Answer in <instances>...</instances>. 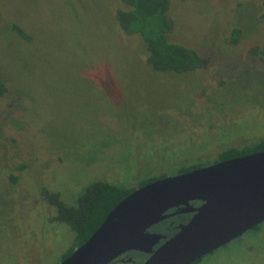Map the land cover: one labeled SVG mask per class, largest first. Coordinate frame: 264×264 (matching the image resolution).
Instances as JSON below:
<instances>
[{
    "label": "rangeland",
    "instance_id": "rangeland-1",
    "mask_svg": "<svg viewBox=\"0 0 264 264\" xmlns=\"http://www.w3.org/2000/svg\"><path fill=\"white\" fill-rule=\"evenodd\" d=\"M120 7L0 0V264L69 252L45 191L72 203L95 181L137 186L264 139V59L249 53L264 44V0H169L167 40L203 60L186 72L153 70ZM196 264H264V221Z\"/></svg>",
    "mask_w": 264,
    "mask_h": 264
},
{
    "label": "water",
    "instance_id": "water-1",
    "mask_svg": "<svg viewBox=\"0 0 264 264\" xmlns=\"http://www.w3.org/2000/svg\"><path fill=\"white\" fill-rule=\"evenodd\" d=\"M200 200L199 206L189 204ZM194 211L153 250L145 233L170 207ZM264 221V150L168 175L122 198L81 245L58 264H107L128 250L151 253L141 264H190Z\"/></svg>",
    "mask_w": 264,
    "mask_h": 264
},
{
    "label": "trees",
    "instance_id": "trees-1",
    "mask_svg": "<svg viewBox=\"0 0 264 264\" xmlns=\"http://www.w3.org/2000/svg\"><path fill=\"white\" fill-rule=\"evenodd\" d=\"M120 2L122 7L116 11L119 26L126 35L137 34L144 39L148 49L147 61L153 70L186 72L201 67L202 58L196 50L169 42L166 38V33L170 29V21L165 15L169 0H120ZM15 28L21 36H25L19 27ZM236 40L237 38L233 41ZM249 53L251 56L259 55L264 59V44L253 46L249 49ZM6 91V83L0 77V97L4 96ZM262 150H264V139L247 144V146L226 147L218 152L210 162L204 164L197 161L192 165L182 164L174 174ZM165 176H168L165 170L153 174L144 173L137 186L121 185L106 179L98 180L78 193L72 203L64 202L57 192L45 191L41 201L51 206L52 216L49 221L64 224L70 239V250L64 258L90 237L122 198L136 188ZM12 180H15L14 176Z\"/></svg>",
    "mask_w": 264,
    "mask_h": 264
},
{
    "label": "flooded vegetation",
    "instance_id": "flooded-vegetation-1",
    "mask_svg": "<svg viewBox=\"0 0 264 264\" xmlns=\"http://www.w3.org/2000/svg\"><path fill=\"white\" fill-rule=\"evenodd\" d=\"M189 204L193 207H196L201 204V201L191 200ZM184 208L185 205H179L168 208L162 213L163 216H165L163 219L151 224L145 229V233L158 234L160 236L159 240L153 245V250L159 247L164 241L172 237L176 232H178L180 227L183 224H186L192 217L194 211H183ZM150 254L151 253H147L144 251L128 250L119 255L118 257L114 258L107 264H141L150 256ZM203 256H201L190 264H196Z\"/></svg>",
    "mask_w": 264,
    "mask_h": 264
}]
</instances>
